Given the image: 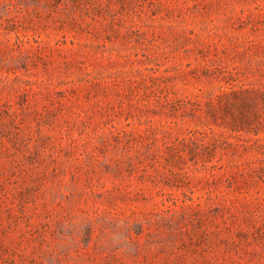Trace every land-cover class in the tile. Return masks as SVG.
Listing matches in <instances>:
<instances>
[{
    "label": "rangeland",
    "instance_id": "1",
    "mask_svg": "<svg viewBox=\"0 0 264 264\" xmlns=\"http://www.w3.org/2000/svg\"><path fill=\"white\" fill-rule=\"evenodd\" d=\"M0 264H264V0H0Z\"/></svg>",
    "mask_w": 264,
    "mask_h": 264
}]
</instances>
